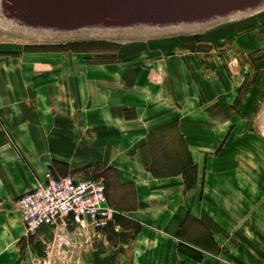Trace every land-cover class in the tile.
I'll use <instances>...</instances> for the list:
<instances>
[{"label":"crops","instance_id":"1","mask_svg":"<svg viewBox=\"0 0 264 264\" xmlns=\"http://www.w3.org/2000/svg\"><path fill=\"white\" fill-rule=\"evenodd\" d=\"M207 39L178 33L113 51L0 54V264H32L58 235L43 225L27 237L16 203L48 171H104L114 220L135 225L118 245L132 254L128 264H177L179 243L221 251L223 230L204 198L219 174L252 183L253 173L223 149L234 138L243 79L227 75L233 67L222 68L223 53ZM97 251L92 264H108Z\"/></svg>","mask_w":264,"mask_h":264},{"label":"rangeland","instance_id":"2","mask_svg":"<svg viewBox=\"0 0 264 264\" xmlns=\"http://www.w3.org/2000/svg\"><path fill=\"white\" fill-rule=\"evenodd\" d=\"M22 13L12 0H0V54L60 48L113 51L122 41L178 33L203 35L213 48H218L215 52L223 53L222 68L233 67L227 75L232 73L236 81L243 79L235 102L239 115L228 134L234 138L223 149L236 152L237 163L232 165L237 166L241 160L252 169L253 181L247 182L234 171L214 179L215 188L210 190L209 198H204L208 203L205 208L215 214L222 227V249L209 253L179 243L177 264H264V0L237 2L227 9L200 16H151L71 28L35 24ZM92 57L106 59L110 55ZM93 176L102 178L105 185V174L100 169L81 178ZM189 176L192 179L193 173L189 172ZM86 222L87 219L83 226L71 221L55 226L58 235L48 249L42 247L32 257L31 263L92 264V251L98 249L95 257H103L105 253L108 264L118 258L124 260L121 264H128L132 254L118 245H126L133 237L135 225L119 216L99 235H92ZM119 250L122 254L116 253ZM165 257L170 255H162V260Z\"/></svg>","mask_w":264,"mask_h":264},{"label":"built area","instance_id":"3","mask_svg":"<svg viewBox=\"0 0 264 264\" xmlns=\"http://www.w3.org/2000/svg\"><path fill=\"white\" fill-rule=\"evenodd\" d=\"M25 235H36L41 226L55 227L66 221L83 226L87 219L92 235H99L117 213L106 200L102 178H74L46 172L44 179L16 199ZM96 232V233H95Z\"/></svg>","mask_w":264,"mask_h":264},{"label":"water","instance_id":"4","mask_svg":"<svg viewBox=\"0 0 264 264\" xmlns=\"http://www.w3.org/2000/svg\"><path fill=\"white\" fill-rule=\"evenodd\" d=\"M30 21L71 28L151 16H200L248 0H12Z\"/></svg>","mask_w":264,"mask_h":264},{"label":"trees","instance_id":"5","mask_svg":"<svg viewBox=\"0 0 264 264\" xmlns=\"http://www.w3.org/2000/svg\"><path fill=\"white\" fill-rule=\"evenodd\" d=\"M59 50V49H58ZM60 50H63V48H60ZM66 50V49H65ZM70 50V49H69ZM71 50L74 51H84V49H79V48H71Z\"/></svg>","mask_w":264,"mask_h":264}]
</instances>
